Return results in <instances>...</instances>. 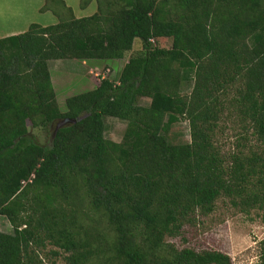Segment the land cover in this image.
Returning <instances> with one entry per match:
<instances>
[{"label": "trees", "instance_id": "trees-1", "mask_svg": "<svg viewBox=\"0 0 264 264\" xmlns=\"http://www.w3.org/2000/svg\"><path fill=\"white\" fill-rule=\"evenodd\" d=\"M80 2L96 13L45 0L56 25L0 39V216L13 227L0 232V264H46L47 245L66 264H233L168 239L222 196L264 221V0ZM136 40L118 82L103 78L60 111L49 62L121 60ZM234 115L243 130L226 154L218 134ZM107 118L126 123L121 143L106 138ZM183 119L191 140L173 143ZM60 121L48 144L32 132Z\"/></svg>", "mask_w": 264, "mask_h": 264}, {"label": "rangeland", "instance_id": "rangeland-1", "mask_svg": "<svg viewBox=\"0 0 264 264\" xmlns=\"http://www.w3.org/2000/svg\"><path fill=\"white\" fill-rule=\"evenodd\" d=\"M73 7V11L77 18H85L93 15L96 11L95 2L88 7L82 8L79 0H66ZM45 5V4H44ZM43 8V7H42ZM37 21L38 18L36 19ZM172 41L165 40L158 45L161 48H171ZM141 51V44L137 43L131 52L126 53L124 61L130 59L131 56ZM131 53V54H130ZM122 62L120 61H98L100 68L97 78H92L89 74L87 65H81L80 62L63 61L53 63L54 79L56 86L61 90L57 101L61 112L66 111L65 101L68 97H72L89 88V84L94 86L100 81V77L108 78L113 82H118L122 72ZM108 66V67H107ZM62 67V69H60ZM60 70V71H59ZM107 70H110L108 73ZM69 73V77H67ZM67 74V75H66ZM89 78H91L89 80ZM67 98V99H66ZM140 104L149 105L148 99H141ZM66 122H57L46 133L40 129L32 130L37 140L41 144H48L51 141L52 134L56 127L66 125ZM29 123V127H30ZM221 131L218 134V141L226 154L232 153L236 149L239 134L242 128L238 118L234 115L231 119L225 120L221 124ZM126 123L114 118L106 119V138L116 143H121L125 134ZM169 139L176 144L187 143L191 140L190 125L187 120H181L176 124L169 133ZM250 145L254 150H258L255 138L251 137ZM246 144V143H243ZM249 143H247L248 145ZM247 151V150H246ZM246 155L253 152H243ZM0 232L11 234L13 227L10 222L0 216ZM264 240V221L261 218V212L257 209L247 210L240 198L222 196L216 202L214 211L208 216L198 215L192 225H186L182 234L176 238L168 239L178 250L193 249L196 251L213 250L228 254L233 264H257L260 254V242ZM54 252H60L59 256ZM66 254L64 252L47 245L41 253L46 264H66Z\"/></svg>", "mask_w": 264, "mask_h": 264}, {"label": "crops", "instance_id": "crops-1", "mask_svg": "<svg viewBox=\"0 0 264 264\" xmlns=\"http://www.w3.org/2000/svg\"><path fill=\"white\" fill-rule=\"evenodd\" d=\"M66 5L72 9L66 0H64ZM94 3V2H92ZM45 0H0V39H4L7 37L15 36L22 34L26 32L29 27L32 24H39L43 27H48L52 25H56L58 23V18L51 13L50 11L48 12H41V8L44 6ZM96 5V3H95ZM79 6H80V0H79ZM96 11H97V5H96ZM95 11V13H96ZM74 15L75 12L73 11ZM94 13V14H95ZM92 16V15H90ZM76 17V15H75ZM89 17V16H88ZM38 18L39 21L36 19ZM77 18V17H76ZM137 43V40L134 43ZM131 54V53H130ZM63 61H74V62H80L81 65H87L89 70V74L92 73H97V74H91L93 75L92 78H97L100 75H98V71L100 68V65L98 64V61H78V60H59V61H51L49 62V69H50V74H51V80L52 84L56 93V99L58 101L59 99V92L61 93V90L56 86V80L54 79V69L51 68L53 63L56 62H63ZM123 63L124 59L117 60ZM129 59L125 61L122 64V70L125 67V65L128 63ZM108 67V66H107ZM62 69V67H60ZM60 71V70H59ZM100 71V70H99ZM67 75V74H66ZM69 73L67 77H69ZM91 78H89L90 80ZM100 80L103 79V77L99 78ZM97 83L94 86H89L87 91L94 90L99 86V82L96 81ZM86 91V92H87ZM84 93V92H83ZM69 98V97H68ZM67 99V98H66ZM59 102V101H58Z\"/></svg>", "mask_w": 264, "mask_h": 264}, {"label": "built area", "instance_id": "built-area-1", "mask_svg": "<svg viewBox=\"0 0 264 264\" xmlns=\"http://www.w3.org/2000/svg\"><path fill=\"white\" fill-rule=\"evenodd\" d=\"M108 71V73L110 72V70H107ZM103 78H105V77H103Z\"/></svg>", "mask_w": 264, "mask_h": 264}, {"label": "water", "instance_id": "water-1", "mask_svg": "<svg viewBox=\"0 0 264 264\" xmlns=\"http://www.w3.org/2000/svg\"><path fill=\"white\" fill-rule=\"evenodd\" d=\"M72 123H76V121H72Z\"/></svg>", "mask_w": 264, "mask_h": 264}]
</instances>
